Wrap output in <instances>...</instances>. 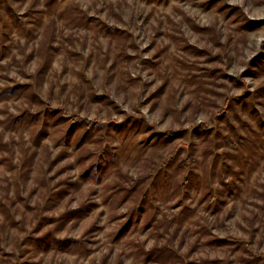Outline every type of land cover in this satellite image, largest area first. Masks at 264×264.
Returning <instances> with one entry per match:
<instances>
[{
  "label": "rangeland",
  "instance_id": "374dc122",
  "mask_svg": "<svg viewBox=\"0 0 264 264\" xmlns=\"http://www.w3.org/2000/svg\"><path fill=\"white\" fill-rule=\"evenodd\" d=\"M212 2L0 0V264H264V0Z\"/></svg>",
  "mask_w": 264,
  "mask_h": 264
},
{
  "label": "trees",
  "instance_id": "16d2710c",
  "mask_svg": "<svg viewBox=\"0 0 264 264\" xmlns=\"http://www.w3.org/2000/svg\"><path fill=\"white\" fill-rule=\"evenodd\" d=\"M209 3H213L212 0H209ZM52 6H53V4L48 6V8H51ZM5 13H8V11L2 12L0 10V16L5 17L6 16V15H4ZM242 26L243 27H253V28H255V27H258L259 24L257 22L245 19V20H243ZM47 59H48V57H47V52H46L44 60H43L44 62L42 64V66L38 69L37 75L38 74L40 75V73H42V70L45 69L44 63L46 62ZM34 95H38V93H35ZM25 112H28V110L27 111H22L20 114H17L16 118L18 120H20V121H23L22 117L25 114ZM54 113H56V115L58 113H60L61 116L64 117V118H70L71 117V124L80 125V127H84L85 126V129H86L85 132H87V131H93L94 132V131H98V130H105V128L109 125V124L105 125L106 123L101 122L98 118L88 119L86 117L78 116L77 114H73V115L70 116V114H68L65 110H63L61 108L54 110L48 104L43 105V110L40 112L41 116H43L42 124L45 123V119H46V115L47 114H54ZM134 121L136 122L135 118H134ZM135 122H133V123H135ZM133 123L131 124V126L133 125ZM114 124H116V123H114ZM192 129L197 130L198 132H206V130H207L203 125H201V126L200 125L199 126L198 125L197 126H193ZM175 133H176L175 131L166 130V131H164L162 133L161 137H163L164 139H172V138H174L173 135ZM207 133H208V131H207ZM25 157H26V155H25ZM175 159H176V154L175 153L173 154V152H170L168 154V156L165 158V160L162 162V165L163 166L169 165V164L173 163V161ZM22 162H23V165H26L27 158H25ZM225 241L238 243V244L239 243H245L246 246H247V241L244 240V239H241V238L237 239V238H234L232 236H226ZM152 251H153V253H155L154 249H152ZM253 255H254L255 258L264 259V254H261V253H258V252H255V253L253 252Z\"/></svg>",
  "mask_w": 264,
  "mask_h": 264
}]
</instances>
